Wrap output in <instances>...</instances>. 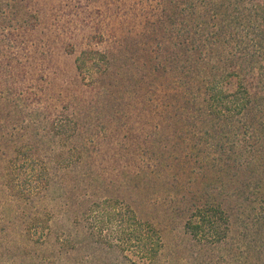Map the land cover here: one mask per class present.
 Listing matches in <instances>:
<instances>
[{"label":"rangeland","instance_id":"obj_1","mask_svg":"<svg viewBox=\"0 0 264 264\" xmlns=\"http://www.w3.org/2000/svg\"><path fill=\"white\" fill-rule=\"evenodd\" d=\"M166 11L162 0H0V264H264V167L218 163L179 105L180 80L156 68ZM106 46L119 54L108 72L101 60L76 70L81 51ZM45 107L77 119L67 146L22 124ZM206 193L226 214L193 236ZM106 201L111 220L92 211ZM121 213L139 234L121 232ZM147 233L160 246L150 263Z\"/></svg>","mask_w":264,"mask_h":264},{"label":"trees","instance_id":"obj_2","mask_svg":"<svg viewBox=\"0 0 264 264\" xmlns=\"http://www.w3.org/2000/svg\"><path fill=\"white\" fill-rule=\"evenodd\" d=\"M162 4L167 9L170 41L157 42L164 46L161 50L164 63H158L156 68L166 72L169 66V71L175 72L180 80L177 99L182 103L179 105L195 112V122L202 134H211L217 147L210 151L215 153L218 163L236 168L264 167V0H162ZM102 36L99 34L104 41ZM99 60L106 73L119 60V54L108 46L100 51L83 50L74 64L82 73ZM229 84L233 89H227ZM65 111L53 116L47 107L39 108L32 112L33 118L30 115L33 125L24 116L22 124L41 129L43 138L52 137L58 144L67 146L77 135L78 122ZM14 144L17 149L18 145ZM22 147L18 151L29 148L25 144ZM70 150L77 153L76 148ZM209 155H205L204 162L209 161ZM260 191L264 194L262 185L255 194ZM204 195L211 203L203 205ZM204 195L203 203L196 210L199 221L187 224L193 236L206 226L207 218L226 214L217 199H210L214 195ZM109 204L110 201L94 203L92 211L101 210L104 218L111 220L108 209L112 205ZM261 214L264 216L263 211ZM116 217L120 220L121 232L139 234L141 226L137 227L134 215L121 213ZM152 238L147 233L144 240L140 239L143 242L140 250L148 263L156 258L160 247Z\"/></svg>","mask_w":264,"mask_h":264}]
</instances>
